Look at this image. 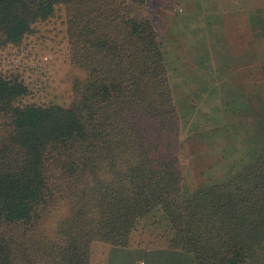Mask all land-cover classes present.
<instances>
[{
    "label": "trees",
    "instance_id": "16d2710c",
    "mask_svg": "<svg viewBox=\"0 0 264 264\" xmlns=\"http://www.w3.org/2000/svg\"><path fill=\"white\" fill-rule=\"evenodd\" d=\"M61 5L82 72L70 106L26 102L0 64V264H91L93 243L150 233L194 264H264V152L182 189L180 113L146 0H0V49Z\"/></svg>",
    "mask_w": 264,
    "mask_h": 264
},
{
    "label": "rangeland",
    "instance_id": "374dc122",
    "mask_svg": "<svg viewBox=\"0 0 264 264\" xmlns=\"http://www.w3.org/2000/svg\"><path fill=\"white\" fill-rule=\"evenodd\" d=\"M209 1L146 0L180 113L184 191L224 181L264 152V51L253 66L254 61L242 65L236 52L190 47L192 27L201 33L200 18L216 14V0ZM0 64L25 80L26 102L70 106L72 77L82 72L71 65L65 7L38 23L36 33L22 44L0 49ZM66 213V206L57 207L48 225L51 231ZM156 235H138L131 247L95 242L91 264H194L192 253L162 246Z\"/></svg>",
    "mask_w": 264,
    "mask_h": 264
},
{
    "label": "crops",
    "instance_id": "0c3cea01",
    "mask_svg": "<svg viewBox=\"0 0 264 264\" xmlns=\"http://www.w3.org/2000/svg\"><path fill=\"white\" fill-rule=\"evenodd\" d=\"M209 2L213 3V0ZM215 3L216 14L198 16L202 20L201 33H197L198 26L189 23L193 26L194 38L190 47L194 49L199 44L203 47L198 49L236 52L243 61L242 65L254 61L255 66L259 61L258 52L264 51V1L216 0ZM190 18L195 19L194 15Z\"/></svg>",
    "mask_w": 264,
    "mask_h": 264
}]
</instances>
